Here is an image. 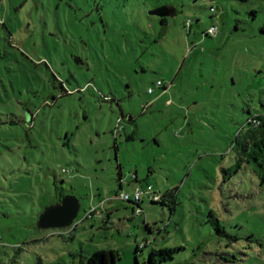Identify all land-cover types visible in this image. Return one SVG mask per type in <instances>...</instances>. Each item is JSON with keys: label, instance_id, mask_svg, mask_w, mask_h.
Segmentation results:
<instances>
[{"label": "rangeland", "instance_id": "1", "mask_svg": "<svg viewBox=\"0 0 264 264\" xmlns=\"http://www.w3.org/2000/svg\"><path fill=\"white\" fill-rule=\"evenodd\" d=\"M258 113L264 0H0V264H264V185L234 165ZM59 192L79 216L39 228Z\"/></svg>", "mask_w": 264, "mask_h": 264}, {"label": "trees", "instance_id": "2", "mask_svg": "<svg viewBox=\"0 0 264 264\" xmlns=\"http://www.w3.org/2000/svg\"><path fill=\"white\" fill-rule=\"evenodd\" d=\"M162 21L164 22L165 18H163ZM206 34L211 35L209 30L206 31ZM120 119H122V121L126 119L129 123L137 122V118L133 115H122ZM134 133L135 132L130 133L128 138H132ZM235 147L238 150V155L234 164L236 170L238 171L241 169L244 164L252 165L255 174L259 177L261 184L264 185V113H258L248 118L247 127L237 135V144ZM133 179L135 182L139 181L137 172L133 175ZM58 195L60 200L64 194L59 192ZM142 201L129 202H133L138 208H141ZM149 201L164 203V200L149 199ZM214 223L217 226V231L220 233L226 232L217 217L214 218ZM174 251L175 249L172 248L155 250L151 255V264H156L159 260L166 261L169 258H173ZM156 254L161 255L158 260L155 259ZM118 256L119 255L114 250H97L85 260L81 259L78 264H117Z\"/></svg>", "mask_w": 264, "mask_h": 264}, {"label": "water", "instance_id": "3", "mask_svg": "<svg viewBox=\"0 0 264 264\" xmlns=\"http://www.w3.org/2000/svg\"><path fill=\"white\" fill-rule=\"evenodd\" d=\"M26 1L27 0H10V4L13 8H19ZM152 13L160 16L170 14L166 8L158 9ZM80 210L81 202L76 196L72 194L64 195L58 202L47 206L43 210L39 216L37 225L39 228L44 229L72 226L76 218L79 216Z\"/></svg>", "mask_w": 264, "mask_h": 264}, {"label": "built area", "instance_id": "4", "mask_svg": "<svg viewBox=\"0 0 264 264\" xmlns=\"http://www.w3.org/2000/svg\"><path fill=\"white\" fill-rule=\"evenodd\" d=\"M218 32V27L216 25L211 26L209 33L215 35ZM158 84H162L161 81H158ZM153 91V88L150 89V92ZM120 128L124 129L123 125H120ZM144 196H147L150 200H160V194L155 190L153 184H148L146 187L135 185L133 192H124L121 194V198L127 201L140 202L143 200ZM142 208L137 210V214L142 213Z\"/></svg>", "mask_w": 264, "mask_h": 264}, {"label": "crops", "instance_id": "5", "mask_svg": "<svg viewBox=\"0 0 264 264\" xmlns=\"http://www.w3.org/2000/svg\"><path fill=\"white\" fill-rule=\"evenodd\" d=\"M127 139H129L128 136H127ZM138 178H139V176H138ZM135 185H137V184H135Z\"/></svg>", "mask_w": 264, "mask_h": 264}, {"label": "flooded vegetation", "instance_id": "6", "mask_svg": "<svg viewBox=\"0 0 264 264\" xmlns=\"http://www.w3.org/2000/svg\"><path fill=\"white\" fill-rule=\"evenodd\" d=\"M61 199V198H60Z\"/></svg>", "mask_w": 264, "mask_h": 264}]
</instances>
